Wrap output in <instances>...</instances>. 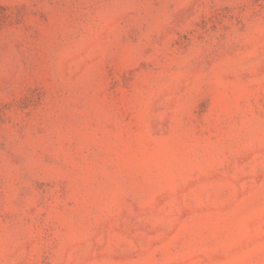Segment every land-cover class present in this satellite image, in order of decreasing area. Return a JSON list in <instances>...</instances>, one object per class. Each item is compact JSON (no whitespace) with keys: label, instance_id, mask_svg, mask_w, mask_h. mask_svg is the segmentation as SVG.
I'll use <instances>...</instances> for the list:
<instances>
[{"label":"rangeland","instance_id":"1","mask_svg":"<svg viewBox=\"0 0 264 264\" xmlns=\"http://www.w3.org/2000/svg\"><path fill=\"white\" fill-rule=\"evenodd\" d=\"M0 264H264V0H0Z\"/></svg>","mask_w":264,"mask_h":264}]
</instances>
